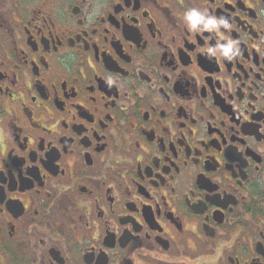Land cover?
Here are the masks:
<instances>
[{
    "label": "flooded vegetation",
    "instance_id": "af4514ba",
    "mask_svg": "<svg viewBox=\"0 0 264 264\" xmlns=\"http://www.w3.org/2000/svg\"><path fill=\"white\" fill-rule=\"evenodd\" d=\"M0 264H264V0H0Z\"/></svg>",
    "mask_w": 264,
    "mask_h": 264
},
{
    "label": "clouds",
    "instance_id": "9594fccd",
    "mask_svg": "<svg viewBox=\"0 0 264 264\" xmlns=\"http://www.w3.org/2000/svg\"><path fill=\"white\" fill-rule=\"evenodd\" d=\"M186 18L189 20L191 25L194 27L198 22L203 20V15L201 13L193 10V11L186 14ZM216 23L217 22L215 20L209 19V20H207L205 25L215 27ZM221 23H225V22L221 21ZM225 26H227L226 23H225ZM231 48H232L231 44L227 45L225 48V53L230 52Z\"/></svg>",
    "mask_w": 264,
    "mask_h": 264
}]
</instances>
